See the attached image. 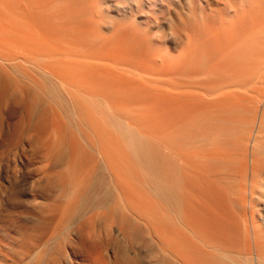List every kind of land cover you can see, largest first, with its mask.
I'll list each match as a JSON object with an SVG mask.
<instances>
[{
  "label": "bare ground",
  "instance_id": "obj_1",
  "mask_svg": "<svg viewBox=\"0 0 264 264\" xmlns=\"http://www.w3.org/2000/svg\"><path fill=\"white\" fill-rule=\"evenodd\" d=\"M262 167L264 0H0V264H241Z\"/></svg>",
  "mask_w": 264,
  "mask_h": 264
},
{
  "label": "rangeland",
  "instance_id": "obj_2",
  "mask_svg": "<svg viewBox=\"0 0 264 264\" xmlns=\"http://www.w3.org/2000/svg\"><path fill=\"white\" fill-rule=\"evenodd\" d=\"M18 166V167H17ZM14 168H17V169H19L20 168V165H17L16 164V166L14 167ZM262 168H264V167H262ZM261 170H263L264 171V169H261ZM4 174H1V179H0V182H4ZM260 181H263V183L262 184H264V178H262ZM247 186H249V181H248V184H247ZM263 203V204H262ZM262 203H260L259 204V207H258V204H257V206L255 205V207L257 208V210H259V211H257L256 209H254V207L252 208V206H253V204H252V206H251V209L252 210H255V211H253V212H255L254 214H252V211H251V209H249L250 207V205H248L249 203H246V217H245V219H246V229L245 230H243V229H239L238 231H235L234 232V238L233 239H236V240H238L237 242L239 243H237L236 242V244L235 245H233V250H236V248H244V247H241V246H243V244L245 245V249L242 251V255H245V256H242V263L241 264H253L256 260H254V259H256V255L257 254H255V253H257V252H255L256 250L254 249V243H253V239H252V233H251V228H252V225H253V223H255V222H251V219L250 218H253V217H255V218H253L252 220H257L256 221V225H257V223H258V226H260V227H258L259 228V231H261L260 232V234H261V236L264 238V214H262L263 212H264V207L262 206V205H264V202H262ZM207 207H208V205H206ZM260 207H262L263 209H261ZM258 208H260L261 209V211H260V209H258ZM250 210V211H249ZM250 213H251V215L253 216H251L250 215ZM257 213H258V215H257ZM260 213V214H259ZM262 214V216L260 217L259 215H261ZM259 216V217H258ZM258 217V218H257ZM260 218V219H259ZM263 218V219H262ZM261 220H263V221H261ZM263 222V223H262ZM252 223V224H251ZM251 227V228H250ZM248 228V229H247ZM247 232V233H245V232ZM263 231V232H262ZM244 233V234H243ZM248 236H249V238H248ZM237 237V238H236ZM241 237V238H240ZM243 238H244V240H243ZM235 240V241H236ZM240 240V241H239ZM242 240V241H241ZM235 243V242H234ZM249 245V246H247V245ZM252 246V247H251ZM249 248H250V250H249ZM240 251V250H239ZM250 251V252H249ZM245 252V253H244ZM251 255V256H250ZM245 257H246V259H245ZM255 257V258H254ZM244 259V260H243ZM250 261V262H249ZM254 264H257V262H255Z\"/></svg>",
  "mask_w": 264,
  "mask_h": 264
}]
</instances>
